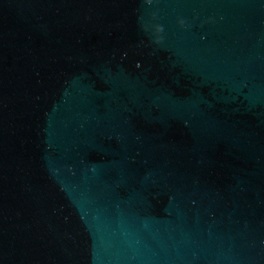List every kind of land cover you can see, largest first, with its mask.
<instances>
[{"label": "water", "instance_id": "obj_1", "mask_svg": "<svg viewBox=\"0 0 264 264\" xmlns=\"http://www.w3.org/2000/svg\"><path fill=\"white\" fill-rule=\"evenodd\" d=\"M0 264H264V0H0Z\"/></svg>", "mask_w": 264, "mask_h": 264}]
</instances>
